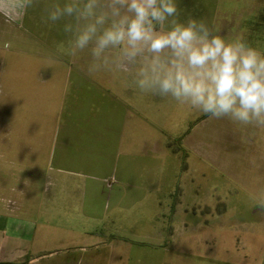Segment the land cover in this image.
Instances as JSON below:
<instances>
[{
	"label": "crops",
	"instance_id": "obj_1",
	"mask_svg": "<svg viewBox=\"0 0 264 264\" xmlns=\"http://www.w3.org/2000/svg\"><path fill=\"white\" fill-rule=\"evenodd\" d=\"M177 5L181 22L206 18L264 53V0ZM61 26L31 10L0 17V264H102L108 230L139 237L140 252L194 257L182 264H261L258 222L243 213L262 206L254 197L233 212L237 174L200 151L193 161L205 166L179 169L181 104L90 73L88 51L70 55Z\"/></svg>",
	"mask_w": 264,
	"mask_h": 264
},
{
	"label": "clouds",
	"instance_id": "obj_2",
	"mask_svg": "<svg viewBox=\"0 0 264 264\" xmlns=\"http://www.w3.org/2000/svg\"><path fill=\"white\" fill-rule=\"evenodd\" d=\"M30 10L42 24L62 22L69 54L87 50L90 73L120 74L141 93L264 128V53L242 36L226 40L206 18L181 22L177 0H0L6 23Z\"/></svg>",
	"mask_w": 264,
	"mask_h": 264
},
{
	"label": "rangeland",
	"instance_id": "obj_3",
	"mask_svg": "<svg viewBox=\"0 0 264 264\" xmlns=\"http://www.w3.org/2000/svg\"><path fill=\"white\" fill-rule=\"evenodd\" d=\"M179 113L181 116L179 118V169L205 166L199 160L198 162L193 160L198 151L208 153L211 155L209 165L212 168H224L237 174L241 180L237 181L238 183L233 181L231 185L229 199L233 204V212L244 210L243 206L251 202L254 197L258 199L259 205H264V138L262 137L264 128L243 126L227 118H213L187 105H180ZM255 168H258L256 172L253 171ZM242 181L247 182L248 185H244ZM238 202L242 206L236 205ZM243 215L258 222L256 232L261 237L258 238L260 252L258 251L255 257L259 263L264 264V209L256 214L243 213ZM244 225L233 222L232 229L244 231ZM105 227L110 229L112 224L106 222ZM253 227L255 225L250 226L251 229ZM104 234L106 235L105 247H109V250L104 251L102 264H156L167 260L182 264L192 262L194 259L191 255L179 253H171L167 256L147 254L138 251L143 246L140 243L143 242L137 236L110 230L105 231ZM112 248L115 250H111Z\"/></svg>",
	"mask_w": 264,
	"mask_h": 264
}]
</instances>
